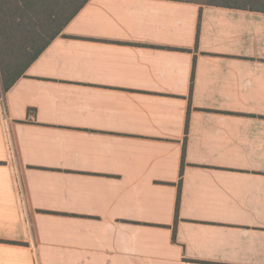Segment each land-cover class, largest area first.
Listing matches in <instances>:
<instances>
[{
    "label": "crops",
    "instance_id": "obj_1",
    "mask_svg": "<svg viewBox=\"0 0 264 264\" xmlns=\"http://www.w3.org/2000/svg\"><path fill=\"white\" fill-rule=\"evenodd\" d=\"M0 264H264V12L89 0L0 101Z\"/></svg>",
    "mask_w": 264,
    "mask_h": 264
},
{
    "label": "trees",
    "instance_id": "obj_2",
    "mask_svg": "<svg viewBox=\"0 0 264 264\" xmlns=\"http://www.w3.org/2000/svg\"><path fill=\"white\" fill-rule=\"evenodd\" d=\"M88 1L0 0V101ZM202 4L264 12V0H203ZM183 163L182 157L180 175Z\"/></svg>",
    "mask_w": 264,
    "mask_h": 264
},
{
    "label": "rangeland",
    "instance_id": "obj_3",
    "mask_svg": "<svg viewBox=\"0 0 264 264\" xmlns=\"http://www.w3.org/2000/svg\"><path fill=\"white\" fill-rule=\"evenodd\" d=\"M190 1H194V2H202L203 0H190Z\"/></svg>",
    "mask_w": 264,
    "mask_h": 264
}]
</instances>
